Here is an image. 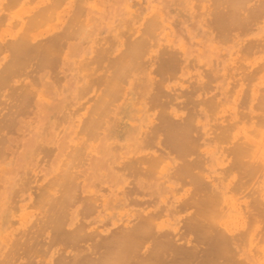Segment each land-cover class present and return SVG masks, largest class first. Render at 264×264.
Wrapping results in <instances>:
<instances>
[{"label":"bare ground","instance_id":"6f19581e","mask_svg":"<svg viewBox=\"0 0 264 264\" xmlns=\"http://www.w3.org/2000/svg\"><path fill=\"white\" fill-rule=\"evenodd\" d=\"M261 262L264 0H0V264Z\"/></svg>","mask_w":264,"mask_h":264},{"label":"rangeland","instance_id":"374dc122","mask_svg":"<svg viewBox=\"0 0 264 264\" xmlns=\"http://www.w3.org/2000/svg\"><path fill=\"white\" fill-rule=\"evenodd\" d=\"M131 2L135 5V7H138V6H140L141 8L142 7H144V5H145V0L143 1V0H134V2L131 0ZM139 3V4H138ZM127 103H128V100H127ZM135 103V104H134ZM132 104V105H131ZM130 105H129V107H128V110H130L131 112H133V111H135V110H137V108H138V105H137V103H136V101H134L133 103H131ZM136 107V108H135ZM133 108V109H132ZM133 111H132V110ZM31 117V119H29L31 122L34 120V118H33V116H29V118ZM75 117H76V115H75ZM51 120H52V118H49L48 119V122L50 123L51 122ZM132 120H133V122H132ZM134 119H125V118H123L119 123H123V125L125 124L126 126H127V128H132L133 126H134ZM47 122V125L46 126H48L49 125V123ZM132 123H133V125H132ZM130 124V125H129ZM53 128H54V133H56V135H57V140H60V139H62V138H64L63 137V130H62V127L61 126H59V124H57V123H54L53 125ZM48 129V128H47ZM57 129V131H55ZM59 133V134H58ZM18 135V134H17ZM16 135V136H17ZM15 136V137H16ZM21 136V137H20ZM20 136H17L18 138L16 139V140H21L19 143H20V145H19V143H17L18 144V147H17V144H14V148H13V151H15V153H21L22 152V147H21V142H22V140H24L25 138H26V135H21L20 134ZM24 136V137H23ZM119 140H120V138H118ZM16 147V148H15ZM39 158H37L36 160H35V162L34 163H38L39 165H40V169L41 170H43V173H50V169H49V167H50V162H49V160L47 159H45V158H43L42 156H38ZM46 165L47 167H44V166ZM37 171H39V169H37ZM42 171L41 172H39L38 173V176H41L42 174ZM29 193V192H28ZM28 193H26V194H23L24 196H27L28 195ZM153 197V196H152ZM12 211L14 212L15 210H13V209H11L10 208V212L9 213H11L12 214V216H13V218L14 219H16L15 217L18 215L16 212H14V213H12ZM16 213V214H15ZM14 214V215H13ZM15 216V217H14ZM181 217V219H184V216L183 215H181L180 216Z\"/></svg>","mask_w":264,"mask_h":264},{"label":"clouds","instance_id":"9594fccd","mask_svg":"<svg viewBox=\"0 0 264 264\" xmlns=\"http://www.w3.org/2000/svg\"><path fill=\"white\" fill-rule=\"evenodd\" d=\"M261 264H264V262H261Z\"/></svg>","mask_w":264,"mask_h":264}]
</instances>
